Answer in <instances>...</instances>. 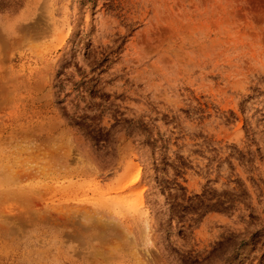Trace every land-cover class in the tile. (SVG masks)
Instances as JSON below:
<instances>
[{
  "label": "rangeland",
  "instance_id": "obj_1",
  "mask_svg": "<svg viewBox=\"0 0 264 264\" xmlns=\"http://www.w3.org/2000/svg\"><path fill=\"white\" fill-rule=\"evenodd\" d=\"M0 264H264V0H0Z\"/></svg>",
  "mask_w": 264,
  "mask_h": 264
},
{
  "label": "bare ground",
  "instance_id": "obj_2",
  "mask_svg": "<svg viewBox=\"0 0 264 264\" xmlns=\"http://www.w3.org/2000/svg\"><path fill=\"white\" fill-rule=\"evenodd\" d=\"M4 220V219H3ZM5 222V221H4ZM7 226V225H6Z\"/></svg>",
  "mask_w": 264,
  "mask_h": 264
}]
</instances>
